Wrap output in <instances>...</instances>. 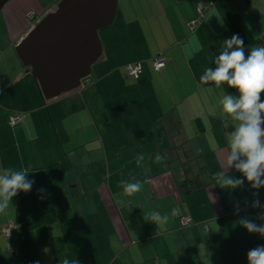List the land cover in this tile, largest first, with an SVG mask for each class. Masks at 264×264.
Listing matches in <instances>:
<instances>
[{"label": "crops", "instance_id": "0c3cea01", "mask_svg": "<svg viewBox=\"0 0 264 264\" xmlns=\"http://www.w3.org/2000/svg\"><path fill=\"white\" fill-rule=\"evenodd\" d=\"M60 1L10 0L0 10V175L24 171L32 182L0 213V227L17 226L16 264H248L264 237L237 221L264 224L251 206L254 191L264 202V187H218L217 172L244 179L226 164L239 122L219 103L239 93L200 77L234 34L246 57L264 47V0H118L90 75L45 100L15 48ZM158 55L166 65L157 72ZM134 63L138 80L126 71ZM121 180L143 190L117 204ZM150 211L167 220L153 223ZM180 217L191 224L179 228ZM7 245L0 237V264H9Z\"/></svg>", "mask_w": 264, "mask_h": 264}, {"label": "clouds", "instance_id": "9594fccd", "mask_svg": "<svg viewBox=\"0 0 264 264\" xmlns=\"http://www.w3.org/2000/svg\"><path fill=\"white\" fill-rule=\"evenodd\" d=\"M243 44L244 40L239 34H234L226 40L223 50L215 58L216 67L206 68L200 77V81L204 83L215 82L216 87L227 83L239 93L238 96L224 95L219 101L223 112L239 122L228 137L226 164L242 173L244 177L239 179L224 172H217L216 183L219 188L225 190L242 188L245 180L254 190L264 187V101L261 100V94L264 93V47H253L246 57ZM143 159L142 155L137 158L138 166ZM162 159L157 153L155 162L160 163ZM119 186L123 192L115 198L117 204L122 203L120 195L132 197L143 190V182L140 180L133 183L121 180ZM31 187L32 182L27 180L26 172L5 170V174L0 175V213L8 209L12 198L19 191L28 192ZM252 195L254 199L251 206L259 208L258 192L254 191ZM235 208L238 213V202ZM145 217L157 224L167 220V216H162L158 211L147 212ZM259 219L264 220V211L259 213ZM237 223L249 233L264 237V224H259L248 216L239 219ZM247 260L248 264H264V246L250 249L247 252ZM34 264H39V261ZM63 264L70 262L65 259Z\"/></svg>", "mask_w": 264, "mask_h": 264}, {"label": "water", "instance_id": "95a60500", "mask_svg": "<svg viewBox=\"0 0 264 264\" xmlns=\"http://www.w3.org/2000/svg\"><path fill=\"white\" fill-rule=\"evenodd\" d=\"M10 0H0V10ZM118 0H61L16 46L45 100L80 87L101 56L98 32L112 25Z\"/></svg>", "mask_w": 264, "mask_h": 264}, {"label": "built area", "instance_id": "2783aa9c", "mask_svg": "<svg viewBox=\"0 0 264 264\" xmlns=\"http://www.w3.org/2000/svg\"><path fill=\"white\" fill-rule=\"evenodd\" d=\"M197 13H198L197 20L195 22L191 23V28H194L196 26L197 22L201 21V19H202V12L200 10H197ZM26 17L28 20H33L35 17V14H34V12H30L26 15ZM152 65H153V68L155 69V71L158 72L159 70L164 68L166 64H165V61L162 58V56L158 55L152 59ZM126 71L130 77H132L134 80H138V78L141 74V66L138 63L130 64V65L126 66ZM20 122H21V119L17 114H12L9 116V125L11 127L17 126L18 124H20ZM253 209L256 211L258 220L260 222L264 221V220L259 219V213L261 211H264V202H260L259 208L253 207ZM190 224H191L190 218L180 217L178 219L179 228H184L186 226H189ZM16 231H17V226L14 222H8V223H6L0 227V237H2L3 239L8 241L7 251L10 255L9 264H16V257L14 255V249H13L12 244L9 241L10 237L14 233H16Z\"/></svg>", "mask_w": 264, "mask_h": 264}, {"label": "trees", "instance_id": "16d2710c", "mask_svg": "<svg viewBox=\"0 0 264 264\" xmlns=\"http://www.w3.org/2000/svg\"><path fill=\"white\" fill-rule=\"evenodd\" d=\"M28 69V68H27ZM34 82L36 83V86L38 87V90H39V92H40V94H41V91H40V89H39V86H38V84H37V82L34 80ZM42 95V94H41ZM15 234V233H14ZM13 246V245H12ZM14 249V248H13ZM14 255H15V252H14ZM9 258H10V255H9Z\"/></svg>", "mask_w": 264, "mask_h": 264}, {"label": "rangeland", "instance_id": "374dc122", "mask_svg": "<svg viewBox=\"0 0 264 264\" xmlns=\"http://www.w3.org/2000/svg\"><path fill=\"white\" fill-rule=\"evenodd\" d=\"M100 32H102V31H99V32H98V37H99V38H100V34H102V33H100Z\"/></svg>", "mask_w": 264, "mask_h": 264}]
</instances>
